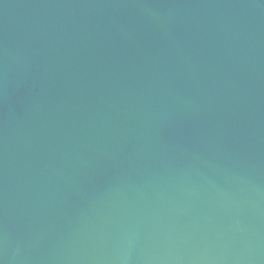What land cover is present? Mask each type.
<instances>
[{"label":"water","instance_id":"water-1","mask_svg":"<svg viewBox=\"0 0 264 264\" xmlns=\"http://www.w3.org/2000/svg\"><path fill=\"white\" fill-rule=\"evenodd\" d=\"M0 264H264V0H0Z\"/></svg>","mask_w":264,"mask_h":264}]
</instances>
